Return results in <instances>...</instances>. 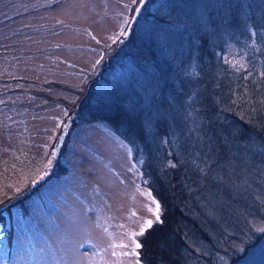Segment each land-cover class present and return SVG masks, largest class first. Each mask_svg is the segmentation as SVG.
<instances>
[{"label": "trees", "instance_id": "16d2710c", "mask_svg": "<svg viewBox=\"0 0 264 264\" xmlns=\"http://www.w3.org/2000/svg\"><path fill=\"white\" fill-rule=\"evenodd\" d=\"M262 22L264 0H147L78 104L76 120L109 124L142 157L164 221L143 238L145 264L255 262L238 234L264 217Z\"/></svg>", "mask_w": 264, "mask_h": 264}, {"label": "rangeland", "instance_id": "374dc122", "mask_svg": "<svg viewBox=\"0 0 264 264\" xmlns=\"http://www.w3.org/2000/svg\"><path fill=\"white\" fill-rule=\"evenodd\" d=\"M146 1L0 0V264L125 259L113 247L148 215L150 178L127 140L76 110ZM249 219L245 261L264 264V238L248 237L264 217Z\"/></svg>", "mask_w": 264, "mask_h": 264}, {"label": "snow or ice", "instance_id": "6c2138e0", "mask_svg": "<svg viewBox=\"0 0 264 264\" xmlns=\"http://www.w3.org/2000/svg\"><path fill=\"white\" fill-rule=\"evenodd\" d=\"M134 3L137 2V0H133ZM127 23V21L125 22ZM262 28H264V22H262L261 25ZM253 36L257 35L255 31H252L251 33ZM127 35L126 30H122L120 33V36ZM260 37L262 40H264V30L260 32ZM114 42H119V37H113ZM104 57L101 56L99 60L96 61V64L99 65L103 61ZM226 63H230L229 61H225ZM233 68H236V70H241L245 67L243 63H239V67L237 68V64H231ZM261 76L264 77V72L261 73ZM196 93L193 92L188 97V103H194L195 101ZM174 97H169V103L174 108L175 104L172 103L174 101ZM233 103H236V101H233ZM261 103H264V100L261 101ZM188 115L191 116V111L188 112ZM249 123H251L249 121ZM65 127L67 125H64ZM234 135H244V130L242 128H236L233 130ZM206 135V134H205ZM200 139H204V136H201ZM207 147V143L205 144ZM260 154L264 156V147H261ZM138 163H143V160L138 161ZM52 161H48V165H51ZM172 167H175V165H171ZM43 178V177H41ZM143 196L146 197V203L145 208L148 215L143 217H137V225L135 229L127 231L124 236L122 237V242L119 244L114 245L112 255L117 256L116 248L120 249L119 256L124 257V260H119L118 264H142V261L140 259L141 257V250L143 249L144 245L140 242L139 237H144L146 233L153 228L154 224H163L164 221L161 219L163 215V208L159 200L156 199L155 196L152 195V192L150 190H145L143 193ZM135 215V214H134ZM124 227V226H121ZM257 232H260L264 234V227H260L256 229ZM238 251H243V249H238ZM131 258V259H128ZM261 258L264 259V249L261 250Z\"/></svg>", "mask_w": 264, "mask_h": 264}]
</instances>
